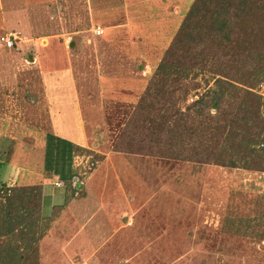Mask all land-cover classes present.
I'll list each match as a JSON object with an SVG mask.
<instances>
[{
  "label": "rangeland",
  "instance_id": "374dc122",
  "mask_svg": "<svg viewBox=\"0 0 264 264\" xmlns=\"http://www.w3.org/2000/svg\"><path fill=\"white\" fill-rule=\"evenodd\" d=\"M192 1L0 0V37L15 36L0 41V181L54 200L38 264H264V172L135 153L124 137ZM202 72L186 103L211 86ZM46 132L90 149L73 195L43 175Z\"/></svg>",
  "mask_w": 264,
  "mask_h": 264
},
{
  "label": "trees",
  "instance_id": "16d2710c",
  "mask_svg": "<svg viewBox=\"0 0 264 264\" xmlns=\"http://www.w3.org/2000/svg\"><path fill=\"white\" fill-rule=\"evenodd\" d=\"M162 59L125 124L135 153L264 172V0H193ZM202 71L211 86L186 103ZM44 141V177L73 195L74 157L90 149L47 132ZM41 184L0 181V264H38L37 221L48 217Z\"/></svg>",
  "mask_w": 264,
  "mask_h": 264
},
{
  "label": "crops",
  "instance_id": "0c3cea01",
  "mask_svg": "<svg viewBox=\"0 0 264 264\" xmlns=\"http://www.w3.org/2000/svg\"><path fill=\"white\" fill-rule=\"evenodd\" d=\"M127 84L128 83H130L129 85H134L135 83L133 82V83H131V82H129V81H127L126 82ZM72 140H74L73 138H72ZM76 143H78V144H81L82 145V143H80V142H76ZM107 158V157H106ZM119 165H123L122 163H118ZM53 176H55V175H53ZM35 178V177H34ZM75 180H77V184H82L81 183V181H79L80 179L79 178H77V177H75V179H74V181H73V184H75L76 182H75ZM73 184H72V186H73ZM61 185V184H60ZM80 186H82V185H80ZM43 195L44 196H47V198H45L43 201L44 202H46V205L47 206H49L54 200L52 199V198H50V196H51V194H46V193H43ZM56 201V200H55ZM55 203H57V202H55ZM98 204H99V202H98ZM85 235L83 234L82 235V233H80L79 235H77V236H75V238H79V239H77L76 240V242L74 243V244H84V239H85ZM78 247H80V246H78Z\"/></svg>",
  "mask_w": 264,
  "mask_h": 264
},
{
  "label": "built area",
  "instance_id": "2783aa9c",
  "mask_svg": "<svg viewBox=\"0 0 264 264\" xmlns=\"http://www.w3.org/2000/svg\"><path fill=\"white\" fill-rule=\"evenodd\" d=\"M95 30H96V32H98L99 28L97 27ZM14 37H15L14 33L10 31V32L6 33L4 37L1 36L0 37V41L4 42L6 47H11L12 44H13V40L12 39ZM60 184L61 183L59 181H54V185L59 186Z\"/></svg>",
  "mask_w": 264,
  "mask_h": 264
}]
</instances>
